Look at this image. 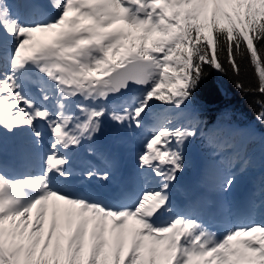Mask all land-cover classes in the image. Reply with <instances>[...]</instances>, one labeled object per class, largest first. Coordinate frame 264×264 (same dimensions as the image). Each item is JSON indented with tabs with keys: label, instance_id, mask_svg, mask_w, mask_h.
I'll list each match as a JSON object with an SVG mask.
<instances>
[{
	"label": "snow or ice",
	"instance_id": "obj_1",
	"mask_svg": "<svg viewBox=\"0 0 264 264\" xmlns=\"http://www.w3.org/2000/svg\"><path fill=\"white\" fill-rule=\"evenodd\" d=\"M244 60L251 91L264 97V0H0V129L29 133L21 155L43 141L42 124L51 134L39 171L10 175L0 165V264H264V221L218 235L199 214L175 212L170 196L196 134L181 121L205 66L223 73L226 64L238 77ZM133 86L139 95L109 112V97ZM105 116L136 129L152 120L138 162L158 187L121 193L131 203L55 185L74 184L68 153ZM256 119L264 123V103ZM229 136L219 127L212 139L227 145ZM80 176L114 179L91 167ZM235 181L225 176L220 192ZM203 212L228 215L211 204Z\"/></svg>",
	"mask_w": 264,
	"mask_h": 264
},
{
	"label": "rangeland",
	"instance_id": "obj_2",
	"mask_svg": "<svg viewBox=\"0 0 264 264\" xmlns=\"http://www.w3.org/2000/svg\"><path fill=\"white\" fill-rule=\"evenodd\" d=\"M13 1L14 2H19L20 0H13ZM37 39H40V37L38 36ZM130 97H132V94H130V95L129 94L128 95H113V96L109 97L107 102H109V104H115L116 109H117V108H119L122 105L121 104V100L128 99ZM108 109L113 111V109H111L109 106H108ZM111 111H109V112H111ZM117 111H119V110H117ZM190 111H191V109L188 106V108L185 110V112L183 114V118H182V121H181L186 126H188L186 123H188L187 118L189 116ZM147 120L149 121V123L152 124V120L150 118L147 119ZM109 122H111L110 129L118 131L121 135L122 134L125 135V133L123 132L122 128L129 127L127 124H125L123 126L117 125L114 121L111 120L110 116H105L104 119H103L102 124L105 126V124L109 123ZM132 127H134V126H132ZM219 127H221V126H215L213 128V130H215V129L219 128ZM223 128H225V129L230 131V136L231 135H238L239 133L242 134L243 137L248 135V136L244 137L243 140H241V144H237L234 147L233 150H235L237 148L239 150L243 146L244 142L247 141V139H250V138L255 137V136H260L257 133L253 134V132H254L253 129H249V130H246L244 132V130H238V129L231 130V128H228V127H223ZM233 128H235V127H233ZM199 129H200L199 126H193L191 128V130H193L197 135H199ZM116 131L110 132L109 129L106 128L104 134H108V136H109L108 138L109 139L103 138L102 142H100V143H96L95 141H93V142L95 144H97V146H95L96 148L97 147H103V145L101 144V143H103L104 146L107 147V151L108 150L110 151L109 153H112L113 155H116L117 159L119 160V164H118L117 168L119 170H123V169H127L126 166L130 165L131 163H130V161L124 162V161L121 160V155L122 154H121V150L119 149L121 147L118 145L119 148H116V142H114V141H117V137L120 136V134L117 133ZM147 133L150 134V130H148ZM250 133H252V134H250ZM27 134L29 135V133H27ZM208 134H212V132L209 131ZM194 137L190 138L189 141L186 142V145H185V147L183 149V154H184V157H185V161H184L185 167H184V170L181 172L182 173V180H183L184 183H186V186L189 185L188 180L191 179V176L194 175V172L197 171L199 166L202 165L203 167H205V170H208V172H203V174L205 176V179H206V180H204V183L206 185L212 184L214 186L216 184V188H213L209 192L212 195L211 198H214V200H215V204L214 205H216L217 207L223 206L224 209H226L227 211H230V208L232 206V202L235 204L234 198L232 199V202L230 204L231 198L238 191L240 185L243 182H245L246 180H249V181H251L253 183H258L257 181H259V178L257 176H259L261 173H262V177H264V166H263V164H264V148L263 149L260 148L257 151H254V153L252 152L253 154L246 155L248 158L244 161V166H241L239 168H236L238 166V162H240L239 161V154H237L236 155V159H233V161H234L233 166L232 167H228L227 166V161L222 160V156L226 157V155H227V153H225L222 148L218 149V150H221L219 152H216L214 150L212 152V154L209 156V158L200 159V155H199V153H197V147H196L197 145H194V142L196 144L199 139L196 138L197 139L196 140V139H194ZM138 142H140V141L138 140ZM47 144H48V142H47ZM36 149L44 150V148H41V144H38L36 146ZM96 151H97V149L94 150L93 147L91 149H89L88 157L90 155H92L93 152H96ZM107 151L104 152L103 157H99V156L97 157L100 160L101 164H105L104 170L105 169L109 170L108 168L113 167V166L109 165L111 160H110V157L106 153ZM220 152H222V153L220 154ZM229 153H231V151H229ZM88 157H87V159H88ZM104 158L107 159V163H104ZM133 158H135V157L133 156ZM87 159L85 161V165H89V163H87ZM225 159H227V158H225ZM134 160L138 161V159H134ZM134 160H132V161H134ZM203 160H205V161H203ZM206 160H210V161H206ZM123 162H124V165H123ZM131 166H132V164H131ZM115 168H116V166H115ZM113 169H114V167L112 169H110L109 171H111ZM227 175H234L236 177V181H235L232 189L230 190V192L225 195L222 192H220L219 186H220L221 181ZM152 176L153 175L144 176L143 178L140 177V180L143 181L144 185H147V184H145V179L146 178L151 179L152 180L151 187H152L154 185V183H155L154 178ZM177 178H178V176H177ZM198 179H200V178H198ZM175 185L176 184H174L173 188H175ZM156 187H158V185ZM156 187H153V188H156ZM263 187H264V178H263L262 186H259V190H262ZM193 194H194V196L196 195V189H195V191H193ZM178 195H179L178 191H176V190L174 191V190L171 189V193H170L171 199H173V198H177L178 199ZM250 196L251 195L247 196L244 200L245 201L247 200V202H248V199L250 198ZM252 197L254 198L252 201L264 200V191H261L260 194H257V193L253 194ZM220 201L222 203H220ZM173 204L175 205V203H173ZM240 212H243L245 214L243 209ZM228 215H231L230 219L232 221V215H233L232 212H231V214L228 213ZM250 215H251V218L254 219V220L264 221V201H261L259 203L254 204V206H252V209L250 211ZM217 219H221V220L223 219L224 220V216H220V214L218 213V218ZM48 220H50V216L46 220L45 229L47 228ZM212 224H213V222H212ZM240 226L241 225L235 226V225L231 224L227 228L240 227ZM63 231H64V235L66 236L68 234L67 230L64 229ZM223 232H224V230H223Z\"/></svg>",
	"mask_w": 264,
	"mask_h": 264
},
{
	"label": "trees",
	"instance_id": "obj_3",
	"mask_svg": "<svg viewBox=\"0 0 264 264\" xmlns=\"http://www.w3.org/2000/svg\"><path fill=\"white\" fill-rule=\"evenodd\" d=\"M225 68L226 71L221 73L205 66V75L190 103L194 119H197V123H203L205 129L215 122H228L251 125L264 133V123L256 119L264 103V97L251 91L256 85V80L250 65L246 60L242 61V71L238 77L228 69L226 64ZM237 82L242 83L248 91L237 89L235 87ZM257 101L262 103H257ZM206 143V139H203L198 146L201 152H204V156L209 150ZM251 143L257 147L260 140H252Z\"/></svg>",
	"mask_w": 264,
	"mask_h": 264
},
{
	"label": "bare ground",
	"instance_id": "obj_4",
	"mask_svg": "<svg viewBox=\"0 0 264 264\" xmlns=\"http://www.w3.org/2000/svg\"><path fill=\"white\" fill-rule=\"evenodd\" d=\"M19 2H22V0H20ZM29 88H31V82L30 81L26 82V89H29ZM30 94L35 95V90L33 89ZM40 130L43 132V134L47 133L46 137H44V139H43V141H41V143L49 142V139L51 138V134L47 128V125L43 124L42 127L40 126ZM30 140H31V137L26 132L17 133L14 136V135H12L10 133H6L4 130L0 129V145H3V151L0 152L1 164L5 167H8L9 170H12V169L21 170L26 164L30 165V164L34 163L37 166V168L32 169V170L33 171H36V170L39 171L40 164H41V154L43 152L42 150L36 149V148L35 149H29V151L23 155H21L17 152V146L19 144H21L22 142L30 144ZM83 142L86 144V150L84 152L85 160L82 164V167H79V165H78L80 154H79V152L76 153L75 167L79 169V172L80 171L83 172L85 169H87L86 168L87 166L85 165V161L89 155V149H91L92 147L94 148V150L97 149L95 147V146H97V144H95L92 139L91 140L86 139V140L82 141V143ZM82 143L80 146L84 147L82 145ZM101 144L103 145V148L105 149V151H107V147H105L103 143H101ZM88 145H90V146H88ZM68 155L70 157V161L73 162L71 170L74 173V159H75L74 158V152H73V154L68 153ZM87 163H89V162L87 161ZM123 165H124V162H123ZM132 166H131V164L126 166V168L129 170V172L126 174L125 178L123 177V179L126 180L127 183L126 184H120L116 188L117 198L120 197L121 193L130 192L131 193L130 195H132V194L134 195L138 191L141 192L143 189H145L146 187L143 184V181L140 180V177L143 178L144 176L153 175L152 177L154 178L155 183L152 186V188L156 187L158 185L159 178L155 177L154 174H152L150 170L149 171L142 170L139 167L138 161L134 160ZM24 168H26V167H24ZM112 168L113 167H110L108 169L110 170ZM117 169L115 168V169L110 171L113 176H116L115 174H116ZM29 172H32V171L29 170ZM203 172H208V170H205V167H203L201 165V166H199L197 173L194 175L197 176V178L201 179V177L203 176L202 175ZM7 173H9V172H7ZM74 176H77L80 179L79 174H75ZM80 180H82V179H80ZM84 180H86V178ZM84 184L85 185H84L83 190H82L84 195L100 199L102 194H100L101 191L99 190L97 185L90 183V182H86V183L84 182ZM191 184L194 185V182L191 181ZM55 185L60 187V188H63L60 181H56ZM96 189H98V193H97ZM193 191H195V190H192V192ZM197 191L198 190H196V194H197ZM92 192H94L96 195H93ZM127 194H129V193H127ZM108 196L109 195H107L106 198ZM120 200H122V199H120ZM234 201H235V204L239 202V200H237L236 196L234 197ZM212 230L215 231L214 229H212Z\"/></svg>",
	"mask_w": 264,
	"mask_h": 264
},
{
	"label": "water",
	"instance_id": "obj_5",
	"mask_svg": "<svg viewBox=\"0 0 264 264\" xmlns=\"http://www.w3.org/2000/svg\"><path fill=\"white\" fill-rule=\"evenodd\" d=\"M135 88H136V87H135V86H133V88H132V89H135ZM132 89H131V90H132ZM131 90H130V91H131ZM130 91H129V92H130ZM126 93H128V92H126ZM124 94H125V93H124Z\"/></svg>",
	"mask_w": 264,
	"mask_h": 264
}]
</instances>
